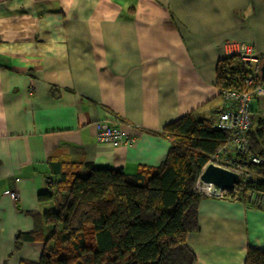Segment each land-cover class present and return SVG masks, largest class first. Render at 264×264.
Wrapping results in <instances>:
<instances>
[{
    "label": "crops",
    "instance_id": "0c3cea01",
    "mask_svg": "<svg viewBox=\"0 0 264 264\" xmlns=\"http://www.w3.org/2000/svg\"><path fill=\"white\" fill-rule=\"evenodd\" d=\"M243 43L263 69L264 0H0V264L40 259L44 242L15 251V240L55 209L39 195L56 167L157 168L171 143L150 132L190 114L213 121L226 108L218 63ZM252 113L257 135L264 96ZM101 122L135 144L99 142ZM198 215L187 238L196 264H245L249 248L264 250L263 209L204 195Z\"/></svg>",
    "mask_w": 264,
    "mask_h": 264
},
{
    "label": "trees",
    "instance_id": "16d2710c",
    "mask_svg": "<svg viewBox=\"0 0 264 264\" xmlns=\"http://www.w3.org/2000/svg\"><path fill=\"white\" fill-rule=\"evenodd\" d=\"M243 66L238 55L218 63L221 94L242 89ZM212 123L190 114L162 133L150 132L171 143L157 168L128 174L122 168L83 161L56 167L47 191L39 195L40 202L54 201L55 209L33 216L34 230L15 240V251L26 242L39 241L45 243L44 251L38 261L19 264H196L187 245L188 235L200 231L198 207L204 195L195 189L196 183L231 136ZM248 140L264 157V130L256 135L250 129ZM247 188L264 192V181L250 182ZM229 197L250 205L246 192ZM245 264H264V250L249 248Z\"/></svg>",
    "mask_w": 264,
    "mask_h": 264
},
{
    "label": "built area",
    "instance_id": "2783aa9c",
    "mask_svg": "<svg viewBox=\"0 0 264 264\" xmlns=\"http://www.w3.org/2000/svg\"><path fill=\"white\" fill-rule=\"evenodd\" d=\"M244 62L242 91L228 89L221 96L226 108L214 120V127L230 131V138L218 148L209 159L202 173L209 165L218 166L239 176L238 183L232 190L214 191L213 184H204L201 175L195 189L208 197L227 198L232 194L246 192V201L253 207L264 210V192L247 188L250 182L264 181V157L254 152L248 140V131L252 128V104L264 96V77L262 76L261 53L251 44H242L237 52ZM97 139L102 143L132 146L134 137L120 127H113L107 122L96 124ZM12 199H17L16 192L6 191Z\"/></svg>",
    "mask_w": 264,
    "mask_h": 264
},
{
    "label": "water",
    "instance_id": "95a60500",
    "mask_svg": "<svg viewBox=\"0 0 264 264\" xmlns=\"http://www.w3.org/2000/svg\"><path fill=\"white\" fill-rule=\"evenodd\" d=\"M264 76V65H263ZM239 176L218 166L209 165L201 175L204 184H213L221 190H232L238 183Z\"/></svg>",
    "mask_w": 264,
    "mask_h": 264
},
{
    "label": "bare ground",
    "instance_id": "6f19581e",
    "mask_svg": "<svg viewBox=\"0 0 264 264\" xmlns=\"http://www.w3.org/2000/svg\"><path fill=\"white\" fill-rule=\"evenodd\" d=\"M214 191H215V192H218V191H219V189H218V188H214Z\"/></svg>",
    "mask_w": 264,
    "mask_h": 264
},
{
    "label": "rangeland",
    "instance_id": "374dc122",
    "mask_svg": "<svg viewBox=\"0 0 264 264\" xmlns=\"http://www.w3.org/2000/svg\"><path fill=\"white\" fill-rule=\"evenodd\" d=\"M239 46H241L242 44H238ZM227 57H229V56H227ZM227 57H225V58H227ZM234 173V172H233ZM236 174V173H235Z\"/></svg>",
    "mask_w": 264,
    "mask_h": 264
}]
</instances>
